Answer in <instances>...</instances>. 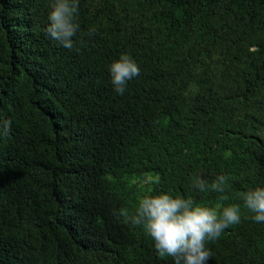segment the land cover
Returning <instances> with one entry per match:
<instances>
[{
    "label": "trees",
    "instance_id": "16d2710c",
    "mask_svg": "<svg viewBox=\"0 0 264 264\" xmlns=\"http://www.w3.org/2000/svg\"><path fill=\"white\" fill-rule=\"evenodd\" d=\"M51 2L0 0V264H173L120 215L159 192L240 205L208 264H264L241 199L264 187V0H80L71 50ZM219 175L225 193L194 186Z\"/></svg>",
    "mask_w": 264,
    "mask_h": 264
},
{
    "label": "clouds",
    "instance_id": "9594fccd",
    "mask_svg": "<svg viewBox=\"0 0 264 264\" xmlns=\"http://www.w3.org/2000/svg\"><path fill=\"white\" fill-rule=\"evenodd\" d=\"M79 5L80 0H52L48 12L47 34L69 50L75 47L74 38L80 32ZM109 71L114 91L121 95L126 91L128 82L140 74L139 66L127 53H122L119 59L113 61ZM10 130L11 121L0 118V136H7ZM156 179L158 182L159 178ZM227 180L228 177L219 175L209 185L197 177L194 186L201 192L225 193ZM220 199L227 200L228 196L221 195ZM241 199L244 208L253 214L251 218L257 223H264V187L245 192ZM241 211L238 204L209 207L195 203L192 198L159 192L143 195L131 216L127 210H122L120 215L151 237L160 257H171L173 264H208L212 252L206 246L207 242L219 238L229 226L238 225Z\"/></svg>",
    "mask_w": 264,
    "mask_h": 264
}]
</instances>
